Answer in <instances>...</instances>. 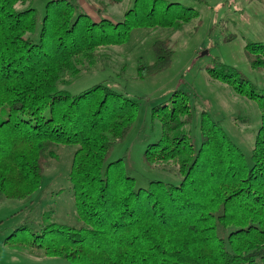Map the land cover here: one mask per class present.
<instances>
[{
	"label": "trees",
	"instance_id": "1",
	"mask_svg": "<svg viewBox=\"0 0 264 264\" xmlns=\"http://www.w3.org/2000/svg\"><path fill=\"white\" fill-rule=\"evenodd\" d=\"M25 1L0 0V194L31 195L57 157L55 146L76 145L69 180L80 224L49 221L31 241L11 244L24 241L70 264H264V90L249 85L244 72L217 57L205 64L211 78L258 105L251 163L206 112L196 148L187 128L192 109L176 90L151 108L161 133L142 159L175 166L181 181L151 180L138 189L122 158L109 162L133 127L138 101L105 82L76 94L59 89L82 75L83 65L94 66L102 46L125 44L136 29L177 28L197 11L178 0H134L122 20L92 21L71 0H48L41 17L31 4L17 9ZM244 44L251 68L264 71V42ZM172 45L154 37L152 60L139 61L136 77L168 68Z\"/></svg>",
	"mask_w": 264,
	"mask_h": 264
},
{
	"label": "rangeland",
	"instance_id": "2",
	"mask_svg": "<svg viewBox=\"0 0 264 264\" xmlns=\"http://www.w3.org/2000/svg\"><path fill=\"white\" fill-rule=\"evenodd\" d=\"M48 0H27L17 4L22 9L31 4L40 17ZM76 12L87 13L92 21H120L134 0H121L105 6L98 0H71ZM197 11V16L177 28L136 29L122 45L102 46L94 66H82V72L69 85H59L68 94H76L96 83L105 82L138 101L133 127L119 142L109 162L123 159L126 174L134 178L135 188H146L151 180L178 185L181 176L176 167L148 166L142 154L148 143L160 137L161 124L151 119V108L167 102L170 95L183 91L192 109L187 126L193 145L199 146V123L202 112L219 122L229 138L241 149L247 163L260 125V110L255 101L236 94L228 84L210 77L205 64L217 57L244 72L249 85L264 90V71L253 70L244 52L248 41L264 42V0H178ZM104 3H108L104 1ZM154 37L167 38L174 48L172 64L145 79L136 77L140 62L152 60L150 43ZM202 52L205 54L201 55ZM57 157L49 159L37 191L20 200L0 194V264H70L58 257H47L38 248L11 243L24 236L29 241L41 225L49 221L77 226L80 224L69 180L76 145L55 146ZM44 213H49L45 216ZM26 226L23 230L16 228ZM15 233V235H13Z\"/></svg>",
	"mask_w": 264,
	"mask_h": 264
},
{
	"label": "water",
	"instance_id": "3",
	"mask_svg": "<svg viewBox=\"0 0 264 264\" xmlns=\"http://www.w3.org/2000/svg\"><path fill=\"white\" fill-rule=\"evenodd\" d=\"M205 54V52H202L201 55Z\"/></svg>",
	"mask_w": 264,
	"mask_h": 264
}]
</instances>
